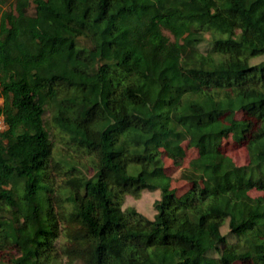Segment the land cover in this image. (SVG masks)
I'll return each instance as SVG.
<instances>
[{
    "label": "trees",
    "instance_id": "16d2710c",
    "mask_svg": "<svg viewBox=\"0 0 264 264\" xmlns=\"http://www.w3.org/2000/svg\"><path fill=\"white\" fill-rule=\"evenodd\" d=\"M260 57L264 0H0V264H264Z\"/></svg>",
    "mask_w": 264,
    "mask_h": 264
},
{
    "label": "rangeland",
    "instance_id": "374dc122",
    "mask_svg": "<svg viewBox=\"0 0 264 264\" xmlns=\"http://www.w3.org/2000/svg\"><path fill=\"white\" fill-rule=\"evenodd\" d=\"M264 60V57L256 58L253 60V63H259ZM3 104V99L0 98V105ZM244 116L242 112H238L234 118L240 119ZM48 119V116H46ZM58 144L56 143V146ZM184 149V158L183 159H174L169 156L163 157V163L165 167L166 174L170 176L172 181V188L175 189L176 194L179 196L185 194L190 190V183L180 180L179 175L182 170L186 169L189 166V162L198 157L199 152L195 148H190L188 142L183 143ZM223 151L232 158V160L237 165H247L250 161L249 151L246 145H238L234 142L232 137L226 138L222 142ZM263 193L254 191L251 193L253 197L261 196ZM160 191H149L144 190L141 193L140 198H135L131 195H127L123 202V208L126 209L128 207L136 208L138 212L145 215L148 218H154L156 212L154 210V202L160 199ZM222 232L224 234L228 233V226H224L222 228ZM241 264V263H236Z\"/></svg>",
    "mask_w": 264,
    "mask_h": 264
},
{
    "label": "built area",
    "instance_id": "2783aa9c",
    "mask_svg": "<svg viewBox=\"0 0 264 264\" xmlns=\"http://www.w3.org/2000/svg\"><path fill=\"white\" fill-rule=\"evenodd\" d=\"M3 129H5V123H4L3 118H0V130H3Z\"/></svg>",
    "mask_w": 264,
    "mask_h": 264
},
{
    "label": "clouds",
    "instance_id": "9594fccd",
    "mask_svg": "<svg viewBox=\"0 0 264 264\" xmlns=\"http://www.w3.org/2000/svg\"><path fill=\"white\" fill-rule=\"evenodd\" d=\"M0 118H3V117L1 116ZM3 120H4V119H3ZM4 123H5V121H4ZM5 129H7V128H6V125H5ZM5 129H3V130H5Z\"/></svg>",
    "mask_w": 264,
    "mask_h": 264
}]
</instances>
